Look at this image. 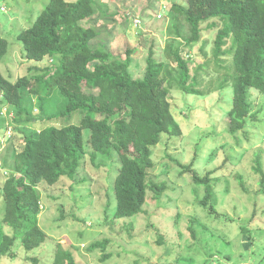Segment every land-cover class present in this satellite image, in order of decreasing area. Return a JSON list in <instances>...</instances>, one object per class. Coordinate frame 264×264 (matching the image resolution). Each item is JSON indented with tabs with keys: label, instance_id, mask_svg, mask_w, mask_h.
Listing matches in <instances>:
<instances>
[{
	"label": "trees",
	"instance_id": "16d2710c",
	"mask_svg": "<svg viewBox=\"0 0 264 264\" xmlns=\"http://www.w3.org/2000/svg\"><path fill=\"white\" fill-rule=\"evenodd\" d=\"M186 1L187 4L171 3L167 11L175 35L166 52L169 64L156 59L150 49L144 74L138 78L130 72L135 50L126 48L122 54L114 55L110 40L100 38L107 32L114 36L110 23L123 24L132 17L129 11L122 15L116 10L122 18L116 21L102 7V0H48L33 23L17 33L28 61L41 62L47 58L54 64L41 69L30 67L29 71L38 72L31 77L19 76L15 81L0 71V129H12L14 125L23 136L14 169L7 176H0L4 201L0 216V264L2 257H11L19 246L30 251L44 243L47 234L38 221L41 187L53 186L65 177L75 179L86 158L90 163L98 161L95 165L100 167L109 165L107 162L113 155L117 157L119 168L112 185L116 205L113 219L144 212L147 191L157 200L161 197L167 184L146 180L154 167L152 153L163 136L182 134L170 109L168 79L176 89L197 96L231 87L227 131L232 136L245 131L250 119L256 117L249 90L264 93V0ZM206 22L208 27L217 29L216 64L226 72L215 83L207 81L203 90L201 66L192 71V60L185 57L184 51L199 41L201 25ZM182 30L187 37H183ZM179 37L184 43L177 40ZM6 53L7 41L0 38V61ZM224 54L231 56L228 68L218 60ZM34 97L38 108L33 106ZM55 99L65 103L59 112L47 116L45 109ZM72 115L79 117L77 124L68 121ZM84 129L88 131L86 144ZM174 161L183 173L191 175L196 187L205 188L198 205L208 215L225 219L227 216L219 214L216 208L219 200L215 191L217 178L212 176L215 171L201 176L193 165ZM254 162L253 170L260 176L264 192L260 154H256ZM236 178L246 193L242 177L237 174ZM83 181L78 179L75 183ZM105 218H109L108 213ZM61 219H65L63 214ZM191 223L188 229L194 237L195 222ZM4 226L10 227L12 234L6 233ZM108 243L107 238L96 240L87 250L100 249L103 252L100 260L107 261L111 256L105 253ZM29 260L39 261L36 257ZM52 264H77L72 248L57 242Z\"/></svg>",
	"mask_w": 264,
	"mask_h": 264
},
{
	"label": "rangeland",
	"instance_id": "374dc122",
	"mask_svg": "<svg viewBox=\"0 0 264 264\" xmlns=\"http://www.w3.org/2000/svg\"><path fill=\"white\" fill-rule=\"evenodd\" d=\"M47 2L0 0V38L7 41V53L0 61L4 77L12 81L22 75L31 77L37 69L54 64L47 58L41 62L28 61L16 37L33 23ZM173 2L187 4L186 0H102V7L116 21H122L116 10L122 15L129 11L132 17L123 24L110 23L114 36L107 32L100 38L110 40L114 55L122 54L126 48L135 50L130 66L134 78L143 76L150 49L156 59L169 64L166 52L175 35L167 11ZM207 24L201 25L199 41L184 51L185 57L192 60V71L201 66L203 90L207 81L215 83L226 72L216 64L217 29ZM182 34L188 36L185 31ZM177 40L184 43L181 37ZM218 60L228 68L231 56L224 54ZM33 66L37 69L29 71ZM167 82L171 86L170 109L182 134L163 136L152 153L154 167L146 180L167 184L161 197L157 200L147 191L144 212L113 219L116 205L112 185L119 168L117 157L113 155L107 162L109 165L100 167L95 165L98 161L94 164L86 158L75 179L65 177L53 186L41 187L38 221L47 234L44 243L30 251L21 246L16 249L15 245L14 255L2 257L1 264H52L57 242L72 248L77 264H264V192L260 176L253 170L257 153L264 169V93L249 90L256 117L250 119L245 131L232 136L227 131V112L233 97L231 87L197 96L176 89L169 79ZM36 101L34 97L33 106L38 108ZM64 103L65 100L61 103L55 99L45 109V114L59 112ZM9 112L11 115L12 111ZM68 121L77 124L79 117L72 115ZM11 128L0 129V176H7L14 169L15 155L23 144L19 127ZM82 135L86 144L88 131L84 129ZM174 159L193 165L201 176L215 171L212 176L217 178L215 191L219 200L216 208L219 214L231 219L208 215L198 205L205 188L196 187L191 175L183 173ZM237 174L242 177L246 193L241 189ZM78 179L84 181L75 183ZM3 209L0 191V216ZM107 213L108 219L105 218ZM62 214L65 219H61ZM191 220L195 222L194 237L188 229ZM3 228L12 234L10 227ZM104 238L109 240L105 253L111 255L107 261L100 260L103 254L100 249L87 250L90 243ZM34 257L38 258V263L29 260Z\"/></svg>",
	"mask_w": 264,
	"mask_h": 264
}]
</instances>
